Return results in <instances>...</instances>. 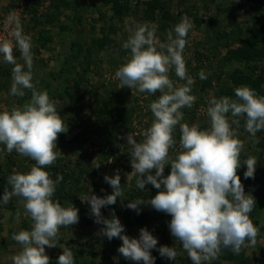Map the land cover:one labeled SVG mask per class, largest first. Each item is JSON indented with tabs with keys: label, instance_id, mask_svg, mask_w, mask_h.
I'll use <instances>...</instances> for the list:
<instances>
[{
	"label": "rangeland",
	"instance_id": "obj_1",
	"mask_svg": "<svg viewBox=\"0 0 264 264\" xmlns=\"http://www.w3.org/2000/svg\"><path fill=\"white\" fill-rule=\"evenodd\" d=\"M57 2H59L58 9H55ZM163 2H167V12L159 9L156 11L155 19L143 20L138 17V11L142 14L144 8L141 3H137V0H129L130 10L118 17L102 0H0V39L7 38L9 28L5 27V20L10 14L15 13L20 18L23 33L32 38L33 83L38 91H45L44 85L46 81H50L46 92L51 99L58 101L57 111L65 126H68L67 132H62L57 138L56 151L60 152V156L54 164L46 168L53 179L57 174L65 177V181L57 185L53 199H58L64 207L73 205L78 208L79 222L72 226L61 227L56 246H45V251L50 257L49 264H57V258L63 251L60 245L73 251L75 264H103L105 260L112 264H144L143 261L135 262L123 258L117 251L122 240L119 238L108 240L102 235L100 230L103 225L94 221L89 204L82 202L79 197L90 194L91 190L101 197L111 194L113 189L103 178L106 174L115 175L117 170L121 175L123 195L117 198L115 204L102 207V215L104 216V210L111 214L115 213L125 225L124 231L130 237H138L142 227H147L154 236L158 237L157 248L151 253L156 257L155 264H193L187 252L182 249L181 242L176 240L170 232L168 227V222L172 218L170 214L157 210L153 212L150 204H144L140 206L142 208L140 214H146L145 221L132 224L124 221L122 210L126 208L129 201L143 199L141 190L136 187V177L131 175L133 168L127 135L132 134L138 142L143 139L144 131L154 120L149 105L160 93H139L135 88L121 87L115 72L130 56V50L124 49L122 44L137 25L145 23L155 25L156 37L161 42H166L169 30L173 29L182 17L187 16L191 19L193 28L187 36L188 43L183 56L187 74L194 78L192 94L195 95L196 100L190 108L181 109L183 112L181 123H196L202 129L210 126L207 116L209 101L214 97L225 96L223 78H227L228 82V75L237 68L262 74L264 65L263 62H255L252 63L256 64L254 67L244 66V64L228 62L224 59L227 50L237 46L238 39L246 35V27L252 24L256 15L255 10L247 6L244 0H160L162 5ZM32 4H35L40 12L37 13V17L29 11ZM46 14L51 17L55 15L53 23L44 22ZM104 24H110L114 32L109 34L112 40L99 48L96 41H101L100 28ZM42 28L46 36L51 37L45 46L38 38ZM72 41L86 42L87 49V46L91 48L95 41L93 51L97 54V64H91V71L95 68L96 72L88 73L89 84L94 85L93 89L90 90L89 86L84 84L79 85L81 97L75 106L70 107L72 104L66 101L68 97L62 96L61 92L76 69L82 67L79 60L87 52L86 48H82V56L73 59L72 53L79 47H73ZM14 56L18 63L24 65L18 49L14 48ZM66 63L75 70L63 72L62 76L58 77L60 68L65 67ZM12 67L11 64L0 62V110H10L31 99L30 89L24 90L23 97L10 94ZM25 70H27L26 66ZM201 70L207 76L213 77L212 87H203V80L199 79L198 75ZM169 76L174 85L185 83L175 75L174 71H171ZM218 76L222 80H219ZM110 99L114 101L111 105ZM104 100L109 103L104 105ZM123 117L127 128L124 130L120 127L119 131L110 135L108 133L110 131L107 130L109 124L116 118ZM236 130L239 138L244 142L241 161L250 156L257 158L254 178H244L246 165H241L237 170L245 192H250L256 199L250 218L259 229L257 243L255 247H243L237 254L240 260L231 258L230 255L233 253L231 248H224L216 259L205 264H246L247 259H250L252 264L262 262L264 148L256 144L258 134L252 137L245 131L243 118ZM85 132L88 133L81 134ZM85 135L87 139L83 143L79 142ZM174 137L176 145L174 150L170 149V155L173 158L181 151L179 125L176 126ZM112 147L114 154H108ZM34 163L31 158L21 156L15 151L8 153L4 150V146L0 145V178L4 176V180H7L4 184L5 190L11 191V185L8 184L7 179L9 175L13 172H27ZM165 171L170 174L171 164L165 166ZM144 175L146 176L147 173ZM2 187L0 182V188ZM159 191L160 189H155L153 193H150L147 189L145 200ZM20 199L12 197L9 202L13 207L10 208L4 204L0 205V264H11L10 257L20 249V245L12 239L13 233L30 229L32 225L31 218L24 211ZM18 208L21 211L19 222L16 220ZM137 215L139 214L132 210L133 220ZM160 245L174 247L178 252L176 260L161 257L158 252ZM114 257L117 259L114 260ZM244 258L245 263L242 261Z\"/></svg>",
	"mask_w": 264,
	"mask_h": 264
},
{
	"label": "clouds",
	"instance_id": "obj_2",
	"mask_svg": "<svg viewBox=\"0 0 264 264\" xmlns=\"http://www.w3.org/2000/svg\"><path fill=\"white\" fill-rule=\"evenodd\" d=\"M5 27L9 31L7 38L0 39V62L13 65L10 94L23 97L24 90L30 89L32 95L23 105L0 110V145L8 153L15 151L35 162L27 172L9 175L11 191L5 190L0 196V205L7 204L12 197L21 198L20 203L32 221L30 229L13 233L12 239L20 249L10 260L11 264H49L45 246H56L61 227L79 222L78 208L64 207L53 199L63 176L57 174L53 179L46 168L60 156L56 151L57 138L67 132L68 126L57 111L58 101L46 91H38L33 83L32 38L23 33L20 18L10 14ZM192 28L191 19L182 17L169 30L167 41L161 42L155 35V25H137L122 44L130 50V56L116 70L115 77L121 87L135 88L139 93H160L149 105L154 120L144 131L143 139L138 142L132 134L127 135L136 187L144 190L151 183L160 191L147 200H130L127 207L140 214V206L150 204L155 210L170 214L171 234L181 242L193 264H205L216 259L224 248L239 254L243 247H255L257 243L259 229L250 218L256 199L245 192L237 174L241 165H246L244 178H254L257 158L250 156L241 161L244 142L236 129L243 118L244 129L252 137L264 130V95L246 85L236 87L234 98L221 96L209 101V128L181 123V109L190 108L196 100L192 94L194 78L187 74L183 56ZM14 48L19 50L24 65L17 62ZM171 71L185 83L174 85ZM198 75L201 80L207 79L203 70ZM177 125L181 151L173 158L170 149L174 150L176 145ZM168 164L171 172L164 175ZM103 179L112 187V193L101 197L91 190L90 194L79 196L81 201L89 204L94 221L103 225L102 235L108 240H122L117 251L124 259L155 264L156 257L151 253L157 248L158 237L147 227L139 230L138 237H130L115 213L108 218L102 215V207L115 204L123 195L118 170ZM20 216L18 208L17 222ZM60 247L63 251L57 264H75L73 251ZM158 252L169 260H176L178 255L174 247L167 245H160Z\"/></svg>",
	"mask_w": 264,
	"mask_h": 264
},
{
	"label": "trees",
	"instance_id": "obj_3",
	"mask_svg": "<svg viewBox=\"0 0 264 264\" xmlns=\"http://www.w3.org/2000/svg\"><path fill=\"white\" fill-rule=\"evenodd\" d=\"M106 5H108L111 9H113L115 15L118 17V15H121L123 13H126L127 11L130 10L129 8V0H102ZM245 4L255 10L256 15L254 16L253 22L251 25L246 27V35L243 37H240L238 39V45L232 48H229L225 54L224 59L228 62L235 61L240 64H244V66H256V64L252 63H260L263 62L264 65V0H244ZM62 3V2H61ZM138 4H142L143 6V11L142 14L141 12L138 11V14L140 19H155L156 16V11L157 10H162L163 12H167V2H163V5L160 3V0H137ZM58 4L57 2L56 6L54 7L55 9H58ZM29 11L32 15H35L36 17L38 16L37 13H40L38 8L35 7V4L30 5ZM53 17V18H52ZM46 14L45 15V21L46 24L53 23V19H55V15ZM44 27V26H43ZM110 24H104L100 29L102 31V37L101 41H96L98 44V47H104L109 41L112 39L109 37V34L114 32V29H112ZM44 29H40L38 33V38L40 39V42L43 46L47 45V42L51 39V37H47L45 32L43 31ZM108 30L110 31L108 33ZM95 41L92 44V47L89 48L90 46L88 45V49L86 48V42H80V41H72L71 45L73 47H79L76 48V51L72 53V58L77 59L81 57V51L82 48H86L87 52L83 54V56L79 60V64L82 65L81 68H77L76 71L74 72L73 76L66 82V85L62 89L61 95L68 97L66 99L68 104H72L71 106H75L77 104V101L79 100L80 93V87L79 85H87L89 86L90 90L93 89V84H89V77L88 73H94L93 71L96 72L95 68H92L93 71H91V64H97V58L95 52L93 51V47L96 44ZM100 45V46H99ZM71 56V55H70ZM71 67V69H70ZM75 70L71 65L69 66L66 63L65 67H61L59 70L58 77L62 74L63 72H68L69 70L72 71ZM220 78V76H218ZM228 82L227 78L224 79V93L225 96L233 97L234 98V89L239 86H249L252 89H254L259 95H264V73L262 74H255L254 72H248L246 70H240L239 68L235 69L234 72H232L230 75H228ZM213 77L207 76V79L203 80V87H212L213 83ZM219 80H222L220 78ZM71 81V83H69ZM50 81H46L44 85V90L47 91L49 87ZM104 86V85H102ZM101 86V87H102ZM106 86V85H105ZM99 92H97L98 94ZM114 102V101H113ZM112 100L110 99V105L113 103ZM104 105L108 104L106 100H104ZM127 123L125 118H116L113 120L109 126L107 127V130L110 131L108 132L110 135L114 134L116 131L120 130V127L123 128L124 130L127 128ZM88 132L81 133V134H87ZM106 133V134H108ZM62 134V133H60ZM258 136L256 137V144L264 148V130H261L257 132ZM87 139V136L85 135L84 138H81L79 142L83 143L84 140ZM114 148L112 147L109 151L108 154H114ZM152 174H155V169L152 170ZM164 175H168L166 171H164ZM4 176L0 178L1 186L3 185L2 188H0V196L3 195V191L5 190L4 184L6 183L7 180H4ZM65 178V177H64ZM60 181V183L64 182L65 180ZM147 189L150 191V193H153L155 191V187L151 184L148 183L145 185V189L141 190L140 192L143 194V199H146V191ZM135 198V197H134ZM9 208L13 207V205L9 202L7 204ZM153 212L156 210L152 208ZM103 214L106 218L110 217L112 214L104 210ZM122 214L124 217L125 223H140L146 220V214L141 213L135 217V220L132 219V209H129L127 206L125 209L122 210ZM231 258L233 259H241L240 257L237 256V254L232 253ZM245 263V258L242 260ZM103 264H112L108 263L106 260L103 262ZM246 264H252L250 259L246 260ZM261 264H264V251L262 253V262Z\"/></svg>",
	"mask_w": 264,
	"mask_h": 264
}]
</instances>
